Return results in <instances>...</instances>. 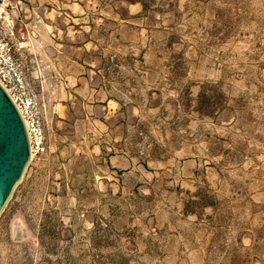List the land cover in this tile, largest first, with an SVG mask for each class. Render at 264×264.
I'll list each match as a JSON object with an SVG mask.
<instances>
[{
  "label": "rangeland",
  "instance_id": "374dc122",
  "mask_svg": "<svg viewBox=\"0 0 264 264\" xmlns=\"http://www.w3.org/2000/svg\"><path fill=\"white\" fill-rule=\"evenodd\" d=\"M146 4L0 0V80L45 147L0 264H264V0Z\"/></svg>",
  "mask_w": 264,
  "mask_h": 264
},
{
  "label": "water",
  "instance_id": "95a60500",
  "mask_svg": "<svg viewBox=\"0 0 264 264\" xmlns=\"http://www.w3.org/2000/svg\"><path fill=\"white\" fill-rule=\"evenodd\" d=\"M30 159L27 131L13 101L0 85V214Z\"/></svg>",
  "mask_w": 264,
  "mask_h": 264
},
{
  "label": "built area",
  "instance_id": "2783aa9c",
  "mask_svg": "<svg viewBox=\"0 0 264 264\" xmlns=\"http://www.w3.org/2000/svg\"><path fill=\"white\" fill-rule=\"evenodd\" d=\"M1 10V9H0ZM29 131H27L28 139L29 136L31 138V141L29 140V147H30V153L33 152L34 155H41L45 152L44 147V136L41 129H38L34 126V124L29 123Z\"/></svg>",
  "mask_w": 264,
  "mask_h": 264
},
{
  "label": "trees",
  "instance_id": "16d2710c",
  "mask_svg": "<svg viewBox=\"0 0 264 264\" xmlns=\"http://www.w3.org/2000/svg\"><path fill=\"white\" fill-rule=\"evenodd\" d=\"M141 4L143 11L146 10L147 4L146 0H134ZM197 112L203 116L211 115L210 108H211V98L210 96L205 95V92L201 91L199 92L197 96Z\"/></svg>",
  "mask_w": 264,
  "mask_h": 264
},
{
  "label": "bare ground",
  "instance_id": "6f19581e",
  "mask_svg": "<svg viewBox=\"0 0 264 264\" xmlns=\"http://www.w3.org/2000/svg\"><path fill=\"white\" fill-rule=\"evenodd\" d=\"M3 12V8H1L0 10V16H1V13ZM1 18V17H0ZM1 50V49H0ZM0 85L2 86V88L5 90V92H7V94L9 95V97L11 98V100L13 101L14 105L16 106L19 114L21 115V118L23 119V122H24V125H25V128L28 130L29 128V121L28 119L26 118V115H25V112L24 110L22 109V107H20V105L17 103V99L15 98L16 96H13L12 93H10V91L4 86V84L2 83V81L0 80ZM29 140L31 141V138L29 136ZM33 157H34V153L31 152L30 153V159H29V162H31L33 160Z\"/></svg>",
  "mask_w": 264,
  "mask_h": 264
}]
</instances>
